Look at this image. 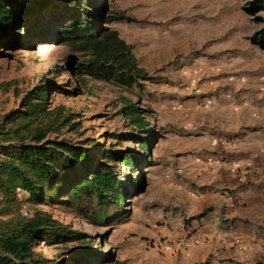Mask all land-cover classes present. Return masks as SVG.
Listing matches in <instances>:
<instances>
[{
  "label": "rangeland",
  "instance_id": "obj_1",
  "mask_svg": "<svg viewBox=\"0 0 264 264\" xmlns=\"http://www.w3.org/2000/svg\"><path fill=\"white\" fill-rule=\"evenodd\" d=\"M70 1L52 0L0 49V133L14 127L30 92L45 89L48 110L71 119L49 139L86 148L127 194L120 204L86 194L78 203L62 194L34 203L18 190L8 204L0 192V221L14 227L43 211L70 228L72 239L37 242L55 264H180L195 233L180 209L182 194L190 195L185 186L227 171L245 192L237 201L254 212L243 222L249 237L242 257L229 263L264 264V0H76L103 19L126 17L99 25L118 31L147 72L132 88L78 74L86 56L57 37L80 14ZM124 99L151 123L149 149L141 146L144 130L122 114ZM107 149L133 158L134 168L106 162ZM75 179L68 176V188ZM104 212L108 219L98 216Z\"/></svg>",
  "mask_w": 264,
  "mask_h": 264
},
{
  "label": "trees",
  "instance_id": "obj_2",
  "mask_svg": "<svg viewBox=\"0 0 264 264\" xmlns=\"http://www.w3.org/2000/svg\"><path fill=\"white\" fill-rule=\"evenodd\" d=\"M51 3L52 0H0V49L7 46L6 40L12 31L24 33L26 29L18 26ZM69 5L78 7L80 14L73 17L71 26H60L57 37L70 51L86 56L84 62L76 64L78 74L127 88L146 80L148 74L139 66L132 46L118 31L99 25L127 20L124 15L115 14L103 19L95 14V8L89 3L79 5L74 0ZM48 97L45 89L30 92L23 104L25 111L10 121L14 127L0 133V192L4 200L12 203L17 191L23 190L34 203L43 201L46 195L52 199L58 194L78 203L86 194L104 204L103 199L112 196L114 202L120 204L127 189L107 163L97 164L84 147L49 139L50 133H60L71 126V119L48 110ZM124 103L122 114L131 126L144 130L146 136L141 137V146L149 149L153 134L151 123L131 100L124 99ZM4 142L9 144L2 146ZM103 159L108 163L118 160L131 169L135 166L133 158L120 157L109 149L105 150ZM71 174H75L76 179L68 188L66 179ZM46 188L51 189L47 191ZM10 206L5 210H11ZM98 216L109 218L105 212ZM12 224L11 220L0 221V264H55L36 250L37 242L43 238L48 243L74 238L70 228L43 211L30 218H21L14 227Z\"/></svg>",
  "mask_w": 264,
  "mask_h": 264
},
{
  "label": "crops",
  "instance_id": "obj_3",
  "mask_svg": "<svg viewBox=\"0 0 264 264\" xmlns=\"http://www.w3.org/2000/svg\"><path fill=\"white\" fill-rule=\"evenodd\" d=\"M228 185L236 194L234 199L229 191H224ZM185 188L190 195L182 194L180 209L192 218L189 225L195 232L192 234L189 230L187 233L192 237L202 236L203 242L197 246L190 242L185 244L181 252L186 255L180 264H230L234 257L235 260L242 257L246 237H249L243 222L252 219L254 212L237 201L238 196L245 194L240 185L227 171L220 174L210 171L206 178L198 179L194 189L188 185Z\"/></svg>",
  "mask_w": 264,
  "mask_h": 264
},
{
  "label": "built area",
  "instance_id": "obj_4",
  "mask_svg": "<svg viewBox=\"0 0 264 264\" xmlns=\"http://www.w3.org/2000/svg\"><path fill=\"white\" fill-rule=\"evenodd\" d=\"M202 242H203V237L202 236L193 237V243L194 244H201Z\"/></svg>",
  "mask_w": 264,
  "mask_h": 264
}]
</instances>
